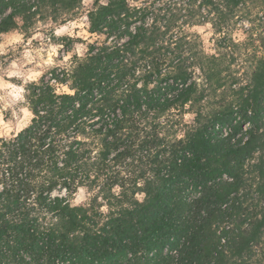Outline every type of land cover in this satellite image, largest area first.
I'll return each instance as SVG.
<instances>
[{
    "label": "trees",
    "instance_id": "obj_1",
    "mask_svg": "<svg viewBox=\"0 0 264 264\" xmlns=\"http://www.w3.org/2000/svg\"><path fill=\"white\" fill-rule=\"evenodd\" d=\"M82 1L0 0V34ZM254 1L94 0L86 54L28 83L29 124L0 137V264H264ZM208 24L214 55L193 30Z\"/></svg>",
    "mask_w": 264,
    "mask_h": 264
},
{
    "label": "rangeland",
    "instance_id": "obj_2",
    "mask_svg": "<svg viewBox=\"0 0 264 264\" xmlns=\"http://www.w3.org/2000/svg\"><path fill=\"white\" fill-rule=\"evenodd\" d=\"M93 3L94 0H83L75 16L64 24L40 22L27 30L20 23L0 34V137L10 138L29 124L31 113L25 102L28 83L53 67L68 63L75 54H86L89 42L95 37L87 16ZM261 4V0L249 4L253 16L264 13ZM245 28L243 22L237 25L232 31L234 38L245 40ZM193 30L201 35L207 54H216L213 25L196 26ZM258 31L264 32V25ZM62 36L68 38L62 40ZM193 118V113L184 114L186 122ZM91 195L88 188L81 187L71 196V203L86 204Z\"/></svg>",
    "mask_w": 264,
    "mask_h": 264
}]
</instances>
